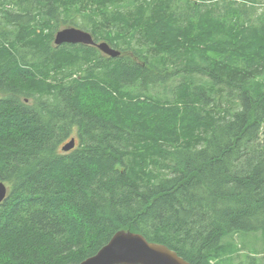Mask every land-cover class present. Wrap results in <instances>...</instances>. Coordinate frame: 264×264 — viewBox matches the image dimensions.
I'll return each mask as SVG.
<instances>
[{"label": "trees", "instance_id": "16d2710c", "mask_svg": "<svg viewBox=\"0 0 264 264\" xmlns=\"http://www.w3.org/2000/svg\"><path fill=\"white\" fill-rule=\"evenodd\" d=\"M262 2L0 0V264L79 263L118 230L210 264L263 231Z\"/></svg>", "mask_w": 264, "mask_h": 264}, {"label": "water", "instance_id": "95a60500", "mask_svg": "<svg viewBox=\"0 0 264 264\" xmlns=\"http://www.w3.org/2000/svg\"><path fill=\"white\" fill-rule=\"evenodd\" d=\"M55 44L80 43L94 45L104 54L115 57L119 51L107 42H94L91 34L75 27H65L55 32ZM75 145L74 138H70L61 146V150L68 151ZM8 191L6 183L0 181V204ZM67 264H190L166 245L151 242L143 235L129 230H118L94 255L79 263Z\"/></svg>", "mask_w": 264, "mask_h": 264}, {"label": "rangeland", "instance_id": "374dc122", "mask_svg": "<svg viewBox=\"0 0 264 264\" xmlns=\"http://www.w3.org/2000/svg\"><path fill=\"white\" fill-rule=\"evenodd\" d=\"M263 11L264 3H256L252 13L253 19L262 17ZM247 256H253L255 264H264V230L226 236L221 250L213 255L210 264H244L248 260Z\"/></svg>", "mask_w": 264, "mask_h": 264}, {"label": "bare ground", "instance_id": "6f19581e", "mask_svg": "<svg viewBox=\"0 0 264 264\" xmlns=\"http://www.w3.org/2000/svg\"><path fill=\"white\" fill-rule=\"evenodd\" d=\"M54 42V41H53ZM8 187V186H7Z\"/></svg>", "mask_w": 264, "mask_h": 264}]
</instances>
